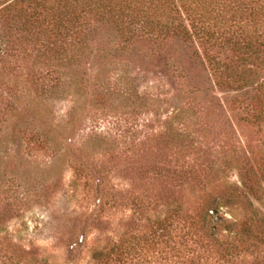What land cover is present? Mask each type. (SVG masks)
Returning a JSON list of instances; mask_svg holds the SVG:
<instances>
[{
  "label": "rangeland",
  "instance_id": "1",
  "mask_svg": "<svg viewBox=\"0 0 264 264\" xmlns=\"http://www.w3.org/2000/svg\"><path fill=\"white\" fill-rule=\"evenodd\" d=\"M87 32L75 63H0V264H264V64L227 85L194 40Z\"/></svg>",
  "mask_w": 264,
  "mask_h": 264
},
{
  "label": "trees",
  "instance_id": "2",
  "mask_svg": "<svg viewBox=\"0 0 264 264\" xmlns=\"http://www.w3.org/2000/svg\"><path fill=\"white\" fill-rule=\"evenodd\" d=\"M0 17L4 67L24 56L39 60L47 53H52L55 64L75 63L88 45L87 30L92 24L116 26L125 41L140 32L194 40L227 85L231 62L264 64V0H0ZM219 53L230 63H222ZM30 72L41 97L49 99L63 89L61 78L48 84L53 75L60 77L59 70ZM210 210L200 215L204 224L208 219L214 223ZM242 231L251 235L248 226ZM216 251L221 254L223 250ZM206 263L202 258L197 262Z\"/></svg>",
  "mask_w": 264,
  "mask_h": 264
}]
</instances>
